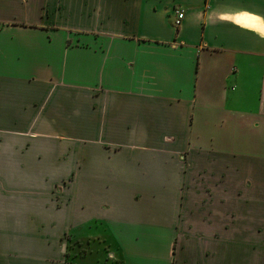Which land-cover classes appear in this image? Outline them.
Returning <instances> with one entry per match:
<instances>
[{
  "label": "crops",
  "instance_id": "0c3cea01",
  "mask_svg": "<svg viewBox=\"0 0 264 264\" xmlns=\"http://www.w3.org/2000/svg\"><path fill=\"white\" fill-rule=\"evenodd\" d=\"M0 264H264V0H0Z\"/></svg>",
  "mask_w": 264,
  "mask_h": 264
},
{
  "label": "built area",
  "instance_id": "2783aa9c",
  "mask_svg": "<svg viewBox=\"0 0 264 264\" xmlns=\"http://www.w3.org/2000/svg\"><path fill=\"white\" fill-rule=\"evenodd\" d=\"M183 19V13L182 12H177V17H176V20H175V25L176 26H179L181 21Z\"/></svg>",
  "mask_w": 264,
  "mask_h": 264
}]
</instances>
